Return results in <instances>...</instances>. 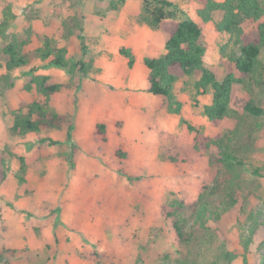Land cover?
<instances>
[{
	"label": "rangeland",
	"instance_id": "obj_1",
	"mask_svg": "<svg viewBox=\"0 0 264 264\" xmlns=\"http://www.w3.org/2000/svg\"><path fill=\"white\" fill-rule=\"evenodd\" d=\"M6 1L18 17L12 31L35 32L27 51L42 46V36L65 45L62 21L71 16L83 18L86 53L75 37L68 43V58L84 60L93 71L70 81L65 71L47 67V61L38 60L33 65L38 74L50 76L51 84L67 88L55 94L50 104L69 115L76 127L72 142L77 146L76 167L72 169L68 161L71 143L65 148L49 147L35 135H10L14 113L21 103L44 102L45 98L24 90L32 67L8 75L5 58L0 59V168L6 174L0 181V264H180L184 251L174 229L175 219L179 215L185 229H192L197 204L213 188L217 175L214 163L220 158L217 146L197 142L196 137L201 134L219 139L235 129L234 119L226 118L218 126L210 123L203 109L211 104L212 95L196 93L198 78L179 80L174 85V95L182 104L179 115L168 112L165 97L149 93L144 59L166 54L169 35L139 25L132 17V12L144 9V0H127L116 11L110 8L114 0ZM167 1L177 5V20L190 17L203 29L205 64L217 79L222 82L228 74L239 78L233 61L239 47L234 40L220 33L213 22L200 18L201 5L191 0ZM3 4L0 0V15ZM221 18V14L216 16L218 21ZM258 26L259 22H246L243 28L258 39ZM122 48L136 56L133 68L120 54ZM246 93L244 85L235 84L232 109L238 111L243 106ZM98 124L106 126L105 141L96 133ZM40 136L67 142V126ZM258 141L250 164L263 169L261 177L244 173L247 184L239 194L238 205L219 221L208 220L207 226L217 236L211 259L226 247L238 256L233 264H245L242 237L251 227L249 216L255 214L260 223L247 264L261 263L264 126ZM7 150L14 155H8ZM19 156L29 165L25 183L19 181Z\"/></svg>",
	"mask_w": 264,
	"mask_h": 264
},
{
	"label": "trees",
	"instance_id": "obj_2",
	"mask_svg": "<svg viewBox=\"0 0 264 264\" xmlns=\"http://www.w3.org/2000/svg\"><path fill=\"white\" fill-rule=\"evenodd\" d=\"M127 0H114L110 4L112 10H120ZM142 10L132 12V17L139 25L147 26L153 31H166L169 35L166 42V54L158 58H146L144 64L149 71V93L167 99L168 112L181 114L182 104L177 101L173 88L179 80L197 79L194 88L197 94H211L212 102L204 106L203 115L213 126H218L226 118H233L235 129L219 139L205 138L201 134L196 137L197 142L211 144L220 150V158L215 161L217 175L213 188L205 199L197 204L195 224L191 230L185 229L184 219L177 215L174 229L180 239L182 258L180 264H233L237 254L226 247L221 249L220 255L211 259L217 236L207 226L209 219L219 221L221 217L233 210L239 203L240 193L245 182L244 173L253 177H261L263 169L250 164L251 154L259 148L258 135L264 126V0H191L202 6L198 11L204 22H213L220 33L229 35L239 47V53L233 60L240 77L228 74L221 82L215 73L205 64L207 44L201 26L190 17L177 20V5L167 0H144ZM0 15V59L5 58V69L8 75L19 69L32 67L24 90L36 91L45 98L44 102H22L19 110L14 113L13 124L9 129L12 137L26 138L30 135L38 136L41 143L49 147H67L73 142L75 125L70 122V116L59 113L51 106V98L66 90L63 84H51L50 76L38 74L33 65L38 61H47V67H56L68 74L70 81H74L79 74L82 78L92 73V66L84 60L72 61L68 58V43L78 38L82 44L83 53H86V36L84 19L71 16L62 21L61 39L66 44L61 45L59 40L42 36V46L32 51L27 49L34 42L35 32L26 30L14 33L12 29L17 24L18 17L13 6L3 0ZM221 14L220 21L216 16ZM246 22H259V38L249 36L243 26ZM120 54L129 59V67L133 68L136 56L131 50L122 48ZM0 67L1 64H0ZM187 83V82H186ZM235 84H242L247 90V100L237 111L232 109V92ZM13 86V85H11ZM70 89V86H67ZM77 89L81 86L77 84ZM195 96V103L197 104ZM192 132L198 130L182 121ZM67 126V142L55 140L51 137L41 138L40 135H49L55 131H63ZM96 133L102 140H106L107 131L104 124H98ZM77 146L71 145V154L68 161L72 169L76 167L74 158ZM8 155L13 156L11 150ZM3 156L2 164L5 163ZM19 181L26 182L28 164L24 156H19ZM252 168V169H251ZM0 177L5 179L6 174ZM175 215L174 213H171ZM170 214V215H171ZM250 229L242 237L244 248L243 260L247 264V253L253 243L259 220L255 214L249 216ZM186 252V253H185ZM9 253V252H8ZM183 254H185L183 256ZM13 255V253H12ZM3 253H0V259ZM136 264H143L137 262ZM264 264V255L261 263Z\"/></svg>",
	"mask_w": 264,
	"mask_h": 264
},
{
	"label": "crops",
	"instance_id": "obj_3",
	"mask_svg": "<svg viewBox=\"0 0 264 264\" xmlns=\"http://www.w3.org/2000/svg\"><path fill=\"white\" fill-rule=\"evenodd\" d=\"M148 70V69H147ZM27 161V160H26ZM28 164V163H27ZM28 172H29V165H28Z\"/></svg>",
	"mask_w": 264,
	"mask_h": 264
}]
</instances>
